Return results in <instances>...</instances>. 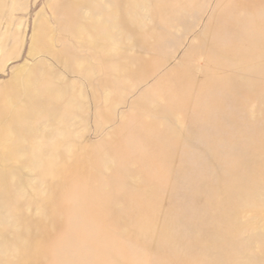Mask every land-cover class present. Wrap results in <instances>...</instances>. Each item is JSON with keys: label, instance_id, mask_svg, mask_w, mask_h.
Here are the masks:
<instances>
[{"label": "rangeland", "instance_id": "rangeland-1", "mask_svg": "<svg viewBox=\"0 0 264 264\" xmlns=\"http://www.w3.org/2000/svg\"><path fill=\"white\" fill-rule=\"evenodd\" d=\"M0 264H264V0H0Z\"/></svg>", "mask_w": 264, "mask_h": 264}]
</instances>
